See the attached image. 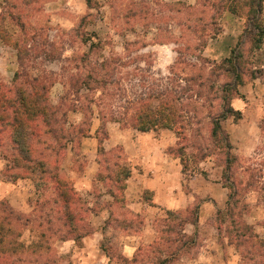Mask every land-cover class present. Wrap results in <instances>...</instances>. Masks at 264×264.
<instances>
[{
	"label": "rangeland",
	"instance_id": "374dc122",
	"mask_svg": "<svg viewBox=\"0 0 264 264\" xmlns=\"http://www.w3.org/2000/svg\"><path fill=\"white\" fill-rule=\"evenodd\" d=\"M206 4L205 9H191L164 0H90L89 4L87 0H0V85L11 90L10 96L18 87L28 90L26 83L33 80L44 85L52 117L47 131L31 141L36 156L58 167L41 182L37 173L29 176L17 167L10 128L0 131V179L29 181L35 188L24 201L15 197L12 202L18 209L8 199L0 201V221L10 230L7 236L24 245L7 253L0 264H76L74 246L62 242L73 240L79 246L80 236L89 230L85 214L90 202L98 200L101 207L111 186L123 187L122 178L114 175L121 149L107 142L112 127L133 129L130 118L140 104L154 110L170 101L184 117L183 128L155 131H169L177 138L173 152L182 154L185 171L200 172L202 162L220 168L230 196L228 208L215 218L223 252L202 264H264V96L255 104L263 111L259 129L254 128L250 110L248 126L232 140L236 146L230 162L209 136V118L220 115L221 98L237 111L234 90L240 96L239 87L253 77L260 78L264 88V72L254 69L252 58L257 57L247 30L240 41L245 37L248 47L239 41L223 59L202 55L216 38L220 23L218 17L211 19V3ZM162 45L171 51L161 61ZM226 59L232 64H222ZM237 75L242 83L238 86ZM240 118L229 115L221 122L223 131L228 134ZM92 149L97 150L101 166L98 182L87 184L90 193L75 192L78 178L90 172ZM52 175L70 191L71 221L58 204ZM197 213V208L187 215L162 213L160 220L166 226H160L162 240L154 247L157 261L144 256L142 264H163V259L192 264L197 246L194 238L181 236V227L185 219L195 220ZM117 256L114 259L122 264Z\"/></svg>",
	"mask_w": 264,
	"mask_h": 264
},
{
	"label": "crops",
	"instance_id": "0c3cea01",
	"mask_svg": "<svg viewBox=\"0 0 264 264\" xmlns=\"http://www.w3.org/2000/svg\"><path fill=\"white\" fill-rule=\"evenodd\" d=\"M164 1L205 9L200 0ZM218 20L219 32L216 38L205 46L202 52L204 57L228 58L249 26L245 16H236L227 10L222 11ZM260 21L264 33V0ZM240 42L243 47L249 46L245 37ZM159 51L160 60H167L165 57L171 51L169 47L162 45ZM253 51L257 57L252 58L254 69L258 68L264 72V36L258 48H253ZM239 90L240 96L236 97L233 106L239 111L241 118L227 131L230 144L234 147V135L248 126L250 110L255 116L256 129H259V116L261 117L263 112L255 105L259 104L257 101L264 96L260 78L253 77L249 84H243ZM107 142L111 147L121 149L117 159L120 165L115 167L126 168L129 175L123 179L121 189L116 188L114 184L106 191L107 201L101 207H98V200L90 202L85 214L89 230L80 236V245H75L73 240L62 242L67 247L74 246L76 264H121L114 259L115 253L122 258V264H142L140 259L144 256L146 259L150 257L157 261L154 247L162 240L160 226H166L160 220L161 214L187 215L194 208L198 210L195 221L185 219L181 227V236L185 239L194 238V245L197 246L196 256L190 263L202 264L204 260H209L219 252L222 254L216 237L215 218L217 212L223 211L227 206L228 191L222 183L220 168L209 167L202 162L199 164L200 172L185 171L179 156L173 152L177 138L169 131L139 132L135 129L121 130L118 126H113ZM95 152L92 149L91 159L87 162L90 172H85L78 178L73 186L75 192L90 193L91 188L88 189L87 184L92 185L94 180L98 182L101 166L97 150ZM34 191L35 188L29 181L4 182L0 179V201L10 200L15 209H18L12 202L15 197L24 201ZM174 262L175 260H169L165 264Z\"/></svg>",
	"mask_w": 264,
	"mask_h": 264
},
{
	"label": "trees",
	"instance_id": "16d2710c",
	"mask_svg": "<svg viewBox=\"0 0 264 264\" xmlns=\"http://www.w3.org/2000/svg\"><path fill=\"white\" fill-rule=\"evenodd\" d=\"M203 2L205 8L208 6L205 3H211L210 9H212L214 15H211V19L221 15L222 11L227 10L236 16H245L248 22L247 32L250 35L251 45L253 48H258L261 39L264 36L262 22L260 21V11L263 0H200ZM88 4L90 0H87ZM178 5V4H175ZM217 9H216V6ZM191 8V7H188ZM192 9V8H191ZM219 30V29H218ZM217 30V31H218ZM222 64H232L231 59H226ZM237 70V66L234 65ZM239 75L236 76L235 85H241ZM16 80V78L14 79ZM28 90L18 87L14 90L12 96H10L11 90L5 89L0 85V131L3 128H10L11 130V142L18 152V159L16 163L17 167L24 170L29 176L38 174V178L41 182L42 176L49 175L51 172L58 171L56 164L41 156H36V149L32 144V137L39 139V137L46 132L47 124L51 120L52 114H49V106L46 101V89L44 85L37 83L33 80V84L26 83ZM236 97L238 93L234 90ZM224 104L221 106V113L219 116L210 119L211 130L210 139L214 142L215 148L219 150H225L226 161L230 162L232 158L230 151L232 146L222 127L221 122L227 119V117L237 114L240 117V113L234 111L232 107L225 105V98H221ZM171 103V101H170ZM170 103H163L157 109H149L145 105L140 104L131 115V121L133 124L131 128L139 132L155 131L157 129L171 130L173 128L182 129V122L184 117L176 113ZM228 103V102H227ZM122 123V122H120ZM124 124V123H122ZM39 145V144H38ZM179 156V155H177ZM182 154L179 158L181 160ZM182 163V161H181ZM116 166V165H115ZM183 166V163H182ZM184 167V166H183ZM117 172L114 174L118 178H126L129 175V171L126 168L117 167ZM29 178V177H28ZM112 178V179H111ZM110 180L114 178L111 176ZM50 184L53 186L54 193L60 208L66 213L64 218L68 221L73 217L69 213L71 207L72 198H70V191H67L65 182L55 175L50 178ZM227 188V186L224 185ZM228 198L230 196L228 195ZM227 202L226 208L229 206ZM226 208L224 210H226ZM223 211H218L216 216H220ZM174 213H167V217L172 216ZM195 221V220H192ZM10 233L9 228L3 224V220L0 221V259H4L7 253L18 251L24 248L22 243L12 241L7 234ZM167 242V241H166ZM165 260L161 263L165 264Z\"/></svg>",
	"mask_w": 264,
	"mask_h": 264
}]
</instances>
